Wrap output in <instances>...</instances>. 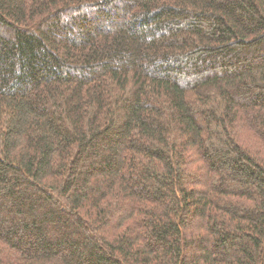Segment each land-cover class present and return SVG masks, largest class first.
Instances as JSON below:
<instances>
[{
	"label": "trees",
	"instance_id": "16d2710c",
	"mask_svg": "<svg viewBox=\"0 0 264 264\" xmlns=\"http://www.w3.org/2000/svg\"><path fill=\"white\" fill-rule=\"evenodd\" d=\"M0 264H264V0H0Z\"/></svg>",
	"mask_w": 264,
	"mask_h": 264
}]
</instances>
